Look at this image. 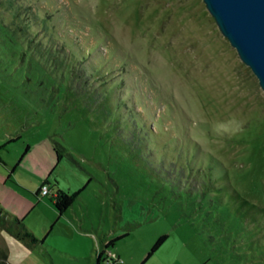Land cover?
Here are the masks:
<instances>
[{
  "label": "rangeland",
  "instance_id": "1",
  "mask_svg": "<svg viewBox=\"0 0 264 264\" xmlns=\"http://www.w3.org/2000/svg\"><path fill=\"white\" fill-rule=\"evenodd\" d=\"M3 186L0 264H264V90L203 0H0Z\"/></svg>",
  "mask_w": 264,
  "mask_h": 264
},
{
  "label": "water",
  "instance_id": "2",
  "mask_svg": "<svg viewBox=\"0 0 264 264\" xmlns=\"http://www.w3.org/2000/svg\"><path fill=\"white\" fill-rule=\"evenodd\" d=\"M221 33L264 90V0H203Z\"/></svg>",
  "mask_w": 264,
  "mask_h": 264
},
{
  "label": "trees",
  "instance_id": "3",
  "mask_svg": "<svg viewBox=\"0 0 264 264\" xmlns=\"http://www.w3.org/2000/svg\"><path fill=\"white\" fill-rule=\"evenodd\" d=\"M27 149H28V147L26 148V150ZM54 150H55V148H54ZM59 158H60V156L58 155V159ZM46 184H48L47 181H46ZM77 195H78V192L68 193V192H65L63 190L58 189L56 191V195L53 199V205H54L55 209L59 213H63L69 207H71V205L73 204ZM0 228H1V230L5 231L7 234H9L13 238H15L17 241L21 242L24 246H26L29 249H36V248L39 249L42 247L43 239L39 240L38 238H36L31 232L28 231V229L26 228L22 219H20L16 216L7 215V213H5L3 211L1 206H0ZM46 236H47V234L44 235V237H46ZM165 238H166V236H162L156 241V243L152 247L151 251L147 254L146 258L144 259V261L141 264H143L149 258V256H151V254L158 249V247L163 243ZM111 244H112L111 242L108 243V245H111ZM105 249H106V247H105ZM4 258L6 261V259H7L6 255H4Z\"/></svg>",
  "mask_w": 264,
  "mask_h": 264
},
{
  "label": "crops",
  "instance_id": "4",
  "mask_svg": "<svg viewBox=\"0 0 264 264\" xmlns=\"http://www.w3.org/2000/svg\"><path fill=\"white\" fill-rule=\"evenodd\" d=\"M45 181V180H44ZM46 181L48 182V184H49V186H50V188H51V191L52 192H54V186H55V188L56 187H58V183H57V181L55 182V184L53 185V184H51V182H50V180L49 179H46ZM3 188H5L6 189V197H3L2 199L3 200H1L0 199V206H1V208L3 209V211L5 212V213H7V215H12V216H16V217H18V218H20V219H22V221H23V223H24V218H25V214L26 213H29L31 210H32V208H36L37 207V204L36 203H34L33 201H31L30 199H28V198H26V197H24L23 195H20L19 193H17V191L13 188V187H10V186H3ZM38 189H39V187H38ZM38 189L34 192V196L36 197V198H38V196H37V191H38ZM58 190V189H57ZM56 190V191H57ZM5 196V195H4ZM44 197H46V196H44ZM43 198V197H42ZM53 199H54V196L52 197ZM52 203H53V200H52ZM54 206V205H53ZM17 209H19V210H21V214H22V216L17 212V211H15V210H17ZM54 209H55V207H54ZM56 210V209H55ZM57 211V210H56ZM58 212V211H57ZM65 212V211H64ZM63 212V213H64ZM63 213H59V214H63ZM21 216V217H20ZM45 228L44 227H42V232H43V230H44ZM3 232H5V231H3ZM6 233V232H5ZM33 233L35 234V232L33 231ZM53 233V231H52V228H50L48 231H46V233L44 234V235H46L47 234V236H49V235H51ZM45 238V237H44ZM44 245V243L42 242V246ZM40 250H42V251H44V254L46 255V256H48L47 254H46V252H47V248H39ZM49 257V256H48ZM50 258V260H51V257H49Z\"/></svg>",
  "mask_w": 264,
  "mask_h": 264
},
{
  "label": "built area",
  "instance_id": "5",
  "mask_svg": "<svg viewBox=\"0 0 264 264\" xmlns=\"http://www.w3.org/2000/svg\"><path fill=\"white\" fill-rule=\"evenodd\" d=\"M42 194H46L48 192V185L47 184H44L42 187Z\"/></svg>",
  "mask_w": 264,
  "mask_h": 264
}]
</instances>
